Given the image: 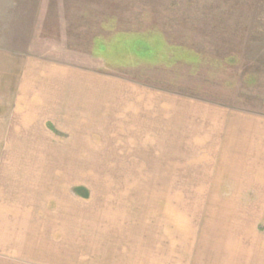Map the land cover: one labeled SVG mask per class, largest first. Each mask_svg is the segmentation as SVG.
<instances>
[{
  "label": "rangeland",
  "instance_id": "1",
  "mask_svg": "<svg viewBox=\"0 0 264 264\" xmlns=\"http://www.w3.org/2000/svg\"><path fill=\"white\" fill-rule=\"evenodd\" d=\"M263 130L264 0H0V264H264Z\"/></svg>",
  "mask_w": 264,
  "mask_h": 264
},
{
  "label": "crops",
  "instance_id": "2",
  "mask_svg": "<svg viewBox=\"0 0 264 264\" xmlns=\"http://www.w3.org/2000/svg\"><path fill=\"white\" fill-rule=\"evenodd\" d=\"M263 133V137L261 139H258V144L252 146V144L250 145V147L248 149H250L253 154L255 152V148L257 149H261L264 148V130L262 131ZM257 159H259V161H263L264 160V156L260 153H258V157ZM263 168H264V161H263ZM261 170V169H260ZM258 170V171H260ZM262 173V171H260ZM250 189V190H248ZM248 190L249 192H257L259 194V197H261V194H264V184L261 185H249L247 186V188H243L241 189V191H245ZM7 192V190L5 191ZM157 198L159 200L164 199V197L161 196H157L154 197ZM158 201V200H157ZM164 200H161V204H164L163 202ZM9 202V201H8ZM36 202V201H35ZM29 203V205L27 206V203L25 204L24 202H22L21 204H19L20 206L18 207H9L6 206V203L2 204V209H0L1 213H0V230L3 228V226L8 225L7 230H9V232L11 234H17L13 237H11V240H16V239H22V240H18L16 243L10 244L7 243V247L9 248V250L11 251V253H8V255H27L28 256V250L31 246H33V244L36 242L37 236H38V228H36L34 220L37 218V216L35 215V210L37 209V207L34 206V203ZM9 203H14V202H9ZM23 205V206H22ZM29 209V210H27ZM153 208H151V210H148L147 208V212L145 210L146 215L149 213V215H151L153 212ZM140 220H143V217H141ZM22 221V222H21ZM17 222V224L20 226L17 230L14 231L15 228L10 227L11 225H14ZM31 227H27V225H31ZM15 227V226H14ZM4 232H2V235ZM18 234H24V236H18ZM141 234H144L142 236V238L140 237L138 239V234L137 233H133V231L131 232V242L129 243L128 247H131L130 251H129V255L133 256L136 255V251L133 252V250H139L141 252V257L143 260V262H145V264H154V260L153 257H158V258H163L164 256H168V258L170 257V249H171V244L168 245V250L167 248H165V246L163 244H156L158 241H155L153 238V228H148L146 226V230L144 231V233L142 232ZM28 235H30L28 237ZM135 237L137 238L135 240ZM6 240V239H5ZM229 240H231V238H229ZM8 241L10 242V237L8 239ZM219 241H221V239L219 237H216V233L215 234H209L208 236H205L202 238L201 243L199 244V246H203L204 248V252H199L198 255H195L196 259L194 262H197L198 264H213L217 261L218 258V247H219ZM198 245V244H196ZM121 247H127V244H123ZM0 248H2V246H0ZM134 248V249H132ZM16 251H18V253H16ZM166 251H168V253L166 254ZM191 251H193V247L191 248ZM122 253V252H120ZM123 256H125V253ZM17 255V256H18ZM138 255V254H137ZM127 256V255H126ZM138 259V258H137ZM163 260V259H162ZM133 262V259H132ZM164 263V261H163ZM137 264V262L135 263Z\"/></svg>",
  "mask_w": 264,
  "mask_h": 264
}]
</instances>
